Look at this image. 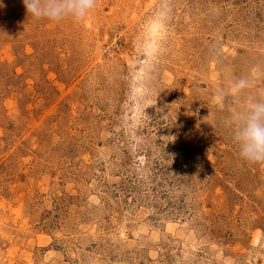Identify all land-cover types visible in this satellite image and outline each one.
Listing matches in <instances>:
<instances>
[{
    "label": "rangeland",
    "instance_id": "rangeland-1",
    "mask_svg": "<svg viewBox=\"0 0 264 264\" xmlns=\"http://www.w3.org/2000/svg\"><path fill=\"white\" fill-rule=\"evenodd\" d=\"M240 77L264 91V0H0V264H264V165L216 99Z\"/></svg>",
    "mask_w": 264,
    "mask_h": 264
},
{
    "label": "clouds",
    "instance_id": "clouds-1",
    "mask_svg": "<svg viewBox=\"0 0 264 264\" xmlns=\"http://www.w3.org/2000/svg\"><path fill=\"white\" fill-rule=\"evenodd\" d=\"M23 3L28 17L56 23L68 18L81 22L96 7V0H23ZM251 86L249 79L240 77L216 90V99L223 108L220 125L228 132L241 161L264 165V91L250 93Z\"/></svg>",
    "mask_w": 264,
    "mask_h": 264
}]
</instances>
